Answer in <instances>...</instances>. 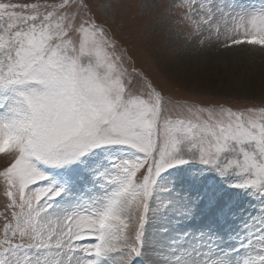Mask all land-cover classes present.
<instances>
[{"label":"snow or ice","instance_id":"obj_1","mask_svg":"<svg viewBox=\"0 0 264 264\" xmlns=\"http://www.w3.org/2000/svg\"><path fill=\"white\" fill-rule=\"evenodd\" d=\"M111 7L0 0V264H264V107L162 94L99 18ZM181 7L195 34L237 18L264 34V4ZM230 190L258 203L235 259L218 252L241 211ZM150 220L163 239L146 258Z\"/></svg>","mask_w":264,"mask_h":264},{"label":"rangeland","instance_id":"obj_2","mask_svg":"<svg viewBox=\"0 0 264 264\" xmlns=\"http://www.w3.org/2000/svg\"><path fill=\"white\" fill-rule=\"evenodd\" d=\"M31 2V0H20ZM112 7L99 16L114 38L127 50L148 80L166 96L196 101L204 106L224 105L233 110L264 107V34L249 32L239 19L227 23L217 21L211 29L195 34L181 21L186 0H102ZM237 10H251L264 0H225ZM175 4V6H174ZM247 39V43L233 41ZM231 45V46H230ZM109 159L131 158L133 152L123 148L108 149ZM103 154V153H102ZM101 154V155H102ZM107 163V161H105ZM3 161L0 160V167ZM63 172L52 171L50 179L57 184ZM209 174L208 179H211ZM238 201L240 215L232 227V239L226 240L218 252L231 253L230 259L240 257L258 203L244 191L230 190ZM0 196V213H3ZM63 195L56 203H70ZM4 220L0 216V225ZM2 234V233H0ZM163 237L158 225L150 220L145 226L143 251L150 257ZM239 248L238 251L232 250ZM136 264H142L137 260Z\"/></svg>","mask_w":264,"mask_h":264}]
</instances>
